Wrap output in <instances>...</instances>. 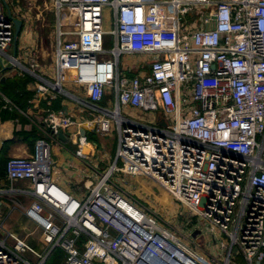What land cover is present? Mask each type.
Here are the masks:
<instances>
[{"label": "built area", "instance_id": "2783aa9c", "mask_svg": "<svg viewBox=\"0 0 264 264\" xmlns=\"http://www.w3.org/2000/svg\"><path fill=\"white\" fill-rule=\"evenodd\" d=\"M55 7L73 10L77 19L75 38H59L55 46L59 79L71 72L87 88L100 111L90 121L94 132L118 131L117 157L95 183L86 180L82 199L57 182L47 140L36 142L30 158L8 159L7 181L32 185L16 191L33 203L18 201L15 208L41 231L45 249L7 232L0 264H45L57 248L66 264H233L234 256L264 264V0H55ZM193 14L198 21L186 19ZM14 38L0 0V55ZM126 54L152 57L150 72L122 73ZM53 85L61 91L59 82ZM108 90L117 98L112 110L98 106ZM122 107L150 121L133 120ZM42 123L52 136L77 125L62 110ZM76 136V155L86 159L84 148L93 146L80 130ZM115 175L124 183L151 177L205 224V233L170 229ZM205 236L207 245L200 242Z\"/></svg>", "mask_w": 264, "mask_h": 264}, {"label": "crops", "instance_id": "0c3cea01", "mask_svg": "<svg viewBox=\"0 0 264 264\" xmlns=\"http://www.w3.org/2000/svg\"><path fill=\"white\" fill-rule=\"evenodd\" d=\"M4 3L7 14L9 15L10 10L13 17L23 22V26L17 42L15 43L14 40L13 46L11 45L12 47L6 52L8 60L0 64V239L4 238L7 232H11L25 239L32 247L42 246L40 248L42 252L45 244L41 231L21 210L15 208V202L18 201L23 202L22 204L26 207L33 203L32 197L21 195L16 191L19 189L29 191L32 185L27 180L15 183L7 181L5 172L8 159L30 158L35 153L36 142L39 139L47 140L51 145L54 176L57 182L70 194L82 199L87 195L86 180L87 183L91 181L95 183L99 175L115 163L119 137L118 131L114 128L109 137L113 133L116 134V148L108 145L104 140L105 137L102 136H99L102 139L98 144L94 145L95 141L90 138V134L96 135V133L90 121L100 113L99 109L93 106L87 88L74 81L73 73L64 72L62 79H59L54 65L55 48L48 50L40 43V30L44 25L42 16L48 9V4L54 7L58 16L55 25L56 43L59 38L63 40L75 38L72 33L77 23L74 11L69 8L58 11L55 0H5ZM67 27L71 29L68 31ZM59 30L62 33L61 36H59ZM9 56L17 58L19 67L13 64ZM151 58L143 54H126L121 57L119 68L122 73L131 77L148 73ZM32 67L36 68L32 70ZM58 82L62 88L60 92L51 87ZM43 85L48 88V91H40L39 86ZM116 101V94L108 90L98 106L112 110L116 106ZM60 110L77 122V125L63 131L65 140H61L58 134L52 136L48 127L42 123L49 112ZM121 112L133 120H140L145 115L142 111L131 107H122ZM149 118L150 116L146 123L150 121ZM79 130L86 132L85 137L93 146V150L89 147L84 148L87 153L86 159L76 155L79 149V139L76 135ZM139 181L138 179L135 186L126 185L129 193L140 194L143 198L146 195H154L158 205L164 206L162 209H166L170 215L178 216L177 221L189 220L187 223L196 233L198 232L197 234L199 231L205 233V224L202 221H199L196 216L189 217L184 214V211H189L187 207L174 198H172L174 205L172 202L170 204L167 196L163 193L159 195L153 190V186L147 185L145 177L142 184L139 185ZM163 200L168 203L162 202ZM24 201L28 205H25ZM178 203L181 209L176 211L175 207ZM200 242L207 245L210 240L208 236H205L200 238ZM236 261H238L236 264H245L240 256L236 257Z\"/></svg>", "mask_w": 264, "mask_h": 264}, {"label": "rangeland", "instance_id": "374dc122", "mask_svg": "<svg viewBox=\"0 0 264 264\" xmlns=\"http://www.w3.org/2000/svg\"><path fill=\"white\" fill-rule=\"evenodd\" d=\"M47 10L44 12L43 16H42V23L44 24L42 29L40 30V43L41 45L44 46L45 49H48V50H54L55 48V44H56V31H55V25H56V20L58 18V16H56V11L54 9V7H52L51 4H48L47 5ZM151 12L154 13L152 14L153 18L156 17L158 18V15L159 13H156V11L154 9H151ZM201 13V12H199ZM70 15V14H69ZM68 15V16H69ZM198 16L199 14H193L192 16H187L186 19L189 20L190 22H195V21H198ZM68 20H69V17H68ZM105 29L107 31H109L111 29V23L108 19L105 20ZM71 29V28H70ZM69 27H67V30L69 31L70 30ZM73 30V29H72ZM106 47L107 48H111L113 46V39L111 38V34L108 33L106 35ZM13 46V42L11 44ZM10 46V47H12ZM8 54V53H7ZM9 55V54H8ZM8 60L6 58V56H3V55H0V64L4 61ZM14 65H17L16 67H19L18 64H14ZM36 67H32L31 69L34 70ZM148 115H143L142 118L140 119L142 122H147L148 121ZM90 138L93 139L95 142H94V145H97L98 142L100 141V139H102L101 137H99V135H95V134H90ZM105 141H107L108 145H113L114 148H116L115 144L117 145V137H116V134L113 133L110 137L107 136L104 138ZM144 177L145 179H147V185L149 186H153V190L157 191V193L159 195H162V193L167 196L166 198H168L169 200V203L171 204V202L173 201L172 200V195L170 192L168 191H161L160 190H166L164 189L163 187H161L158 183H156L153 179H151V177H147V176H140V177H136V178H126L125 179V182H122L120 179H124L123 176H120V175H115V177L113 178L114 181L121 184V188L124 189L125 191H129L127 188L126 185L128 186H135L138 182V179L140 180L139 181V185L142 184V180H144ZM158 187V189H157ZM160 189V190H159ZM131 194V193H129ZM134 196V198L139 201L141 204H143L144 206H148V208H150L151 210H153V212L160 217V219H162L163 221H168L169 222V226H170V229L172 230H178V231H182V233L184 234H190V232L194 231L193 230V227L187 223V221L189 220H178L176 218H178V216H174L173 214L170 215V212H168L166 209H162L164 206L162 205H158L157 203V200H156V197L154 195H146L144 196L145 198H143L142 195L140 194H131ZM137 195V197H136ZM165 198V199H166ZM23 201V200H22ZM20 203H23L21 201H19ZM25 202V201H24ZM164 203H168L165 202L164 200L162 201ZM176 202V201H175ZM161 203V202H160ZM162 203V204H164ZM24 204V203H23ZM28 205L27 202H25V205ZM172 204L174 205V203L172 202ZM181 209V205L178 203L175 207V210H180ZM182 211V210H181ZM178 213V212H177ZM184 214H187V216H194L193 215V212L191 210L189 211H184ZM175 219V220H174ZM170 220V221H169ZM186 242V241H185ZM202 246V245H201ZM36 250L38 251H41L40 248L42 246H33ZM48 255V254H47ZM233 264H236L238 261H236V257L234 256L233 258ZM239 260V258H237ZM66 260H67V257L65 255V252L61 249V248H57L53 253H51V255H49L47 261L45 264H66ZM240 262V260H239ZM100 264H105V263H100ZM115 264V263H114Z\"/></svg>", "mask_w": 264, "mask_h": 264}, {"label": "water", "instance_id": "95a60500", "mask_svg": "<svg viewBox=\"0 0 264 264\" xmlns=\"http://www.w3.org/2000/svg\"><path fill=\"white\" fill-rule=\"evenodd\" d=\"M4 2H5V0H4ZM9 17L15 24V38H14V40H15V43H16L17 39H18V37H19V35L21 33L23 22L21 20H19V19H16L15 17H13L12 13L10 12V10H9ZM162 125H165V124L162 122ZM81 135L82 136H86V132L84 130H82L81 131ZM58 136H59V138L61 140H65L66 139L63 130H60L58 132ZM84 151H85V149H84ZM197 233L194 236H196Z\"/></svg>", "mask_w": 264, "mask_h": 264}, {"label": "bare ground", "instance_id": "6f19581e", "mask_svg": "<svg viewBox=\"0 0 264 264\" xmlns=\"http://www.w3.org/2000/svg\"><path fill=\"white\" fill-rule=\"evenodd\" d=\"M51 86L55 87V85H53V84Z\"/></svg>", "mask_w": 264, "mask_h": 264}]
</instances>
